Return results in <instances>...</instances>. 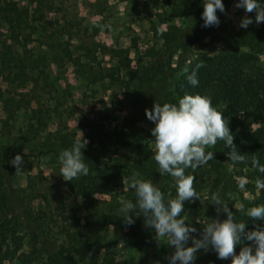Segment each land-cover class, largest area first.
<instances>
[{
    "label": "rangeland",
    "instance_id": "rangeland-1",
    "mask_svg": "<svg viewBox=\"0 0 264 264\" xmlns=\"http://www.w3.org/2000/svg\"><path fill=\"white\" fill-rule=\"evenodd\" d=\"M14 1L33 12L34 4L28 0ZM173 1L45 0L42 16L28 20L16 43L9 38L7 23L0 22V155L9 153L11 160L13 154L23 157L20 172L11 164L12 185L19 195L27 197L32 193L33 198H27V202L33 215L43 223L55 250L70 244L68 233L80 229L89 201L70 193L60 174L58 156L43 152L49 150V142L55 147L59 144L49 132L67 131L76 139L96 128L110 134L120 133L130 146L119 148L112 159L106 156L105 160L112 162L116 158L124 163L138 152V143L155 152V138L151 134L155 124L147 119L145 109L151 110L156 102L165 103L189 62L229 51L232 46L223 40L225 33L245 34L248 43L240 46V51L254 52L264 71V22L255 23V12L247 13L235 6L237 0H229L222 13L225 16L222 27L198 43L174 50L170 67L157 78L136 120L129 121L131 111L115 109L111 101L122 96L124 85L139 63L157 59H152L148 52V48L159 44L150 30L151 24L157 25L159 31L181 27V37L189 31V22L171 9ZM246 16L254 22L245 29L239 25ZM109 68L113 69L112 77L106 76ZM235 119L236 126L229 129L238 147L246 138H237L236 132L253 130L262 120L251 109L236 113ZM205 150L214 152V159L196 169L202 179L199 195L204 206L213 205L210 199L213 192L231 203L235 214L246 213L253 201L264 204L259 199L257 177L247 160L230 163L226 155L230 149L222 141ZM124 171L121 170L120 184L108 194L94 195L92 203L99 210L119 212L125 200L135 203L134 191L129 187L131 176ZM241 178L246 180L243 189L238 187ZM194 216L197 227H203L198 221L215 219L207 212H195ZM89 241L92 243L85 256L70 246L64 261L168 264L167 258L174 252L166 238L158 236L156 243L145 249L128 246L124 241L116 244L93 242L92 238ZM8 243L14 248L13 241L8 239ZM107 247L115 252L112 261H103ZM41 259L39 246L25 234L19 249L3 264H39Z\"/></svg>",
    "mask_w": 264,
    "mask_h": 264
},
{
    "label": "trees",
    "instance_id": "trees-1",
    "mask_svg": "<svg viewBox=\"0 0 264 264\" xmlns=\"http://www.w3.org/2000/svg\"><path fill=\"white\" fill-rule=\"evenodd\" d=\"M228 1L222 0L224 6ZM28 2L34 4L32 13H30L28 6L18 5L14 0H0V22L5 21L7 23L9 38L15 43L18 42L21 31L27 25L28 20L43 14L41 6L45 0H28ZM203 8V0H174L171 3V9L176 12L177 16L189 22V31L184 37L180 36L181 27L174 26L167 31H159L157 25L151 24L150 30L159 44L148 48V52L152 59H157L139 63L135 74L130 76L124 85L122 96L120 98L114 97L111 101L115 109L131 111V116L127 118L129 121L134 122L136 120L138 111L149 99L157 78L164 75L170 67L174 50L198 43L203 38L215 34L222 27L225 16L219 10H217V16L220 20L219 26L204 27L201 17ZM222 38L231 44L232 48L217 55L202 56L189 62L185 67L189 69V72L195 69L197 64L202 65L197 70L198 85L189 84L183 70L165 102L175 103L185 93L208 95L211 97L213 106L222 112L225 121H229V128L236 126V113L249 109L254 110L255 116H259L262 120L261 125L253 130L240 129L235 135L237 138H246L245 143L237 148L246 156L254 175L256 177L264 176L250 163L251 158L255 156L261 164H264V71L254 52L250 50L240 51V46L248 43L245 34L239 35L230 32L225 33ZM112 70V68L107 69L106 76L112 77ZM48 134L57 138L59 144L58 147H55L52 146V142H49L47 144L49 150L43 152H54L58 157L62 150L70 148L73 142L77 140L73 133L67 131L55 130ZM79 140L82 144H86L82 153L85 157L84 162L89 167V173L86 176L74 178L72 181L65 180L64 185L73 195L87 199L89 205L87 212L82 216L84 222L80 225V229L77 232L68 233L70 244L68 246L62 245L59 250L54 249L43 223L33 215L27 202L33 198L32 193L24 197L19 195L13 187L9 153L0 155V264L13 257L25 234L29 236L35 246H39V253L42 258L39 264H77L64 261L63 258L66 253L70 252V246L73 251L85 256L86 250L90 248L92 243L89 241L90 238L94 240L93 242L105 241L110 244L124 241L128 246L144 249L156 243L155 231L145 226L142 214L134 216L135 223L127 226L119 212L101 211L92 203L95 194H108L120 184L122 181L121 170H125V174L129 176L139 173L142 178L151 179L161 189L165 199L175 198L174 180L170 175H160L159 166L154 159L155 152L146 150L143 148L144 145L138 143L136 145L138 152L131 159H127L124 163L116 158L112 162H107L106 156L112 159L119 148L130 146V143L120 133L110 134L96 128L90 133H86ZM13 155L16 156V154ZM186 174H192L196 177L193 187L200 194L203 185L199 172L196 169H187ZM259 197L261 201H264V189H259ZM257 202L253 201L252 205H257ZM203 204L200 199H194L191 202L185 201L184 211L181 213L186 224L191 223L198 232L203 227H197L194 224L195 212H207L217 218L216 206L214 204H205L204 206ZM229 207L232 211L231 203ZM137 213H139V209H137ZM234 216L237 221H248V230H252L254 226L264 227V220L248 218L246 213H234ZM218 218L223 220L226 218V214L220 213ZM20 231L24 233L21 234ZM8 239L13 241L14 248L10 247ZM189 244L191 245V242ZM241 246L243 245L236 246L235 251L237 253ZM110 252V247L105 248L103 261L114 259L115 252H111V255ZM24 262L27 263V261ZM201 262L202 264H231V258L220 260L214 251L204 252L200 250L197 253L195 264H201ZM86 264L103 263L91 261Z\"/></svg>",
    "mask_w": 264,
    "mask_h": 264
},
{
    "label": "clouds",
    "instance_id": "clouds-1",
    "mask_svg": "<svg viewBox=\"0 0 264 264\" xmlns=\"http://www.w3.org/2000/svg\"><path fill=\"white\" fill-rule=\"evenodd\" d=\"M203 6V26L218 27L220 20L217 10L225 12L222 0H203ZM235 6L243 8L247 13L255 12V23L264 22V0H237ZM253 22L251 17L246 16L239 26L246 29ZM201 66L197 64L191 72L188 68L184 69L187 82L192 86L199 83L197 70ZM145 114L155 124L151 134L155 138L154 159L159 166V173L173 178L176 196L165 199L161 189L151 179L134 173L129 179V187L134 191L135 203L131 200L123 202L119 209L123 222L131 226L135 223L134 216L142 214L145 226L154 229L156 236L166 238L168 246L174 249L173 254L167 258L168 264H195L200 250L214 251L220 260L231 258V264H264V227L254 226L248 230V221H237L229 204L218 192L210 196L212 204L216 206L217 218L205 223L198 221L203 225L201 231L198 232L191 223L186 224V220L181 217L185 201L200 199L193 187L196 177L186 174V170H195L214 159V152L206 151L207 147L222 141L230 149L226 153L230 163H241L247 159L233 143L229 121L226 122L222 112L213 106L211 97L185 93L175 103L156 102L151 110L145 109ZM85 146L77 139L70 148L60 152V174L65 180L72 181L88 175L89 167L82 153ZM22 163L23 157L19 154L11 160L16 172L21 171ZM250 163L259 173L264 174V164L257 157L253 156ZM245 184L244 178L238 181L241 189ZM256 187L264 189V176L257 177ZM220 213L226 214V218L219 219ZM246 215L254 220H264V204L250 207ZM238 245L243 246L237 253L235 248Z\"/></svg>",
    "mask_w": 264,
    "mask_h": 264
}]
</instances>
